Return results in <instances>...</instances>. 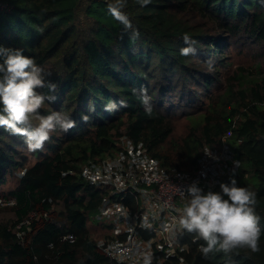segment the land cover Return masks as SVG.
<instances>
[{"label": "trees", "instance_id": "16d2710c", "mask_svg": "<svg viewBox=\"0 0 264 264\" xmlns=\"http://www.w3.org/2000/svg\"><path fill=\"white\" fill-rule=\"evenodd\" d=\"M114 2L2 0L0 48L21 49L35 59L46 84L57 85L55 93L39 89L56 96L40 113L62 111L75 127L54 133L38 151L0 128V183L23 173L5 197L15 201L13 217L3 218L0 206V264H117L98 247L90 228L108 192L83 172L90 162L119 154L123 137L164 169L192 173L206 146L226 139L241 167L225 184L234 178L257 194L264 229V78L238 91L230 88L212 102L208 98L205 114L181 140H173L175 114L167 108L177 93L191 104L203 92L212 94L219 78L207 68L217 53L223 64L231 39L245 33L264 46V0H151L144 7L126 0L123 11L132 25L127 30L109 12ZM185 34L195 41L188 56L180 54L188 47ZM141 87L151 97V115L133 94ZM110 101L115 111L105 110ZM30 158L36 163L28 165ZM126 204L136 207L130 199ZM70 235L73 242L66 239ZM152 236L141 232L144 240ZM179 244L186 249L169 258L157 253L152 264H264V234L259 252L243 247L205 258V242L186 231Z\"/></svg>", "mask_w": 264, "mask_h": 264}, {"label": "clouds", "instance_id": "9594fccd", "mask_svg": "<svg viewBox=\"0 0 264 264\" xmlns=\"http://www.w3.org/2000/svg\"><path fill=\"white\" fill-rule=\"evenodd\" d=\"M137 3L144 7L151 0H137ZM125 6L126 0H115L108 5V9L127 30L132 25L123 11ZM183 40L188 47L182 48L180 54H193L195 41L187 34ZM45 87L49 93H55L57 85L46 84L44 69L34 58L24 55L21 49L0 48V128L24 137L29 151L42 150L54 133L67 132L75 127V121L62 111H52L47 115L40 113L45 101L56 100L55 95L39 91ZM133 94L137 95L146 114L151 115V97L147 90L143 87L133 89ZM121 106H124L123 101ZM116 109L115 102L110 101L105 106L106 111ZM82 119L87 121L88 117ZM34 120L37 123L34 124ZM220 189V192L209 190L204 193L195 182L188 186L186 194L182 192L187 199L178 217L180 228L205 242L206 246L201 247L205 258L213 252L227 254L243 247L259 252V240L264 229L256 212L257 194L247 187L237 186L234 178H231L230 184L221 183ZM143 264H152L150 254L143 256Z\"/></svg>", "mask_w": 264, "mask_h": 264}, {"label": "built area", "instance_id": "2783aa9c", "mask_svg": "<svg viewBox=\"0 0 264 264\" xmlns=\"http://www.w3.org/2000/svg\"><path fill=\"white\" fill-rule=\"evenodd\" d=\"M5 8L0 0V9ZM125 139V150H121L114 162L110 163L105 158L101 164L90 162L84 167L87 181L108 192L95 221L104 225L112 221L119 227H129L122 242L105 247L97 245L117 264H143L145 254H150L152 260L157 253H164L167 258L174 257L186 249L179 244L184 230L180 228L178 217L187 199L183 193L186 194L193 182L204 193L209 190L220 192V184L240 169L241 162L226 144L221 151L206 149L194 173L166 170L142 146L136 147ZM128 199L135 202V209L126 204ZM6 205H15V201L0 199V206ZM141 232L154 236L144 240ZM66 239L73 242L74 236Z\"/></svg>", "mask_w": 264, "mask_h": 264}, {"label": "rangeland", "instance_id": "374dc122", "mask_svg": "<svg viewBox=\"0 0 264 264\" xmlns=\"http://www.w3.org/2000/svg\"><path fill=\"white\" fill-rule=\"evenodd\" d=\"M219 56H221L220 53L213 56L211 66L207 68L210 72L214 70V77L219 78V84H217V87H215L214 84L212 94L203 92L194 102L195 104H191L189 102L182 103L179 100L180 93H177V95L173 96L175 98L171 100V103L167 104L168 112L175 114L173 140H181L189 134L190 128L194 125V122L200 120L203 114H205L204 112L208 109V98H210L212 102L214 99L221 98L230 88L238 91L241 90L243 86H248V83L251 81H258L264 78V46L245 33L231 39L230 43H227L224 55L221 57L222 59L224 58L222 60L223 64H219ZM216 61H218V63H215ZM52 65V63L48 64L46 66L47 69ZM190 101H193V98ZM226 142L227 140L225 139L214 147L206 146L203 154L206 149H209L211 152H216L217 150L221 151L223 146L226 145ZM126 144L127 140L125 137L119 139V147L122 150H125ZM118 155L119 154L114 155L113 157L108 156L105 160L112 163L115 161L113 159L118 158ZM103 161L99 160L96 163L101 164ZM34 163H36V159L30 158L28 165H33ZM198 168L199 165L194 172H196ZM178 171L192 173V171ZM22 174L23 173H19L16 176L8 175L6 181L0 183L1 200H5V197H8V193L16 187L18 179ZM1 207L6 211L2 215L3 218L7 219L13 217V214L9 212L12 205ZM90 228L92 229L91 235L93 240L100 247L122 242L125 230L129 229L127 225L119 227L112 221L106 222V225L94 221Z\"/></svg>", "mask_w": 264, "mask_h": 264}]
</instances>
